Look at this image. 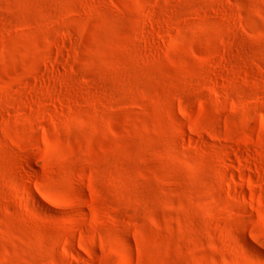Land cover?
<instances>
[{
	"label": "rangeland",
	"instance_id": "1",
	"mask_svg": "<svg viewBox=\"0 0 264 264\" xmlns=\"http://www.w3.org/2000/svg\"><path fill=\"white\" fill-rule=\"evenodd\" d=\"M0 264H264V0H0Z\"/></svg>",
	"mask_w": 264,
	"mask_h": 264
},
{
	"label": "bare ground",
	"instance_id": "2",
	"mask_svg": "<svg viewBox=\"0 0 264 264\" xmlns=\"http://www.w3.org/2000/svg\"><path fill=\"white\" fill-rule=\"evenodd\" d=\"M215 97H216V96H215ZM28 191H29V194H30L31 197H32V200H33L36 204H38L43 210H45V211H50V209L38 199V197L36 196V194L33 192L32 189H28Z\"/></svg>",
	"mask_w": 264,
	"mask_h": 264
}]
</instances>
